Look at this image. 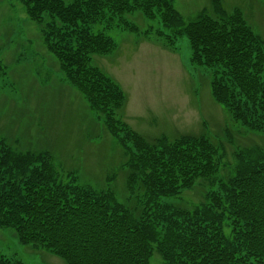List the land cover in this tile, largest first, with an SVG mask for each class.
Masks as SVG:
<instances>
[{"label":"trees","instance_id":"1","mask_svg":"<svg viewBox=\"0 0 264 264\" xmlns=\"http://www.w3.org/2000/svg\"><path fill=\"white\" fill-rule=\"evenodd\" d=\"M17 1L39 25L70 84L105 116L107 130L126 150L130 196L120 200L111 187L115 174L103 189L72 178L63 182L49 155L15 158L11 152L0 158V228H12L21 244L67 264H151L155 254L163 264H264V149L238 152L233 176L193 208L161 204L163 198H181L199 180L214 185L217 149L194 135L150 146L122 124L124 91L92 64L94 55H109L114 43L87 29L75 44L54 43L55 23L45 26L46 14L75 27L79 20L105 22L110 8L123 20L119 25H130L125 13L139 10L153 18L157 12L165 28L189 39L194 65L222 67L232 80L214 76L216 102L251 131L264 133V51L244 13L227 12L215 0L219 18L203 13L187 24L172 0H91L70 7L63 0ZM0 264L25 263L0 253Z\"/></svg>","mask_w":264,"mask_h":264},{"label":"rangeland","instance_id":"2","mask_svg":"<svg viewBox=\"0 0 264 264\" xmlns=\"http://www.w3.org/2000/svg\"><path fill=\"white\" fill-rule=\"evenodd\" d=\"M63 1L70 7L91 0ZM218 1L227 12L239 8L244 13L264 51V0ZM172 2L187 24L203 13L219 18L215 0ZM124 16L130 25H119L123 20L110 8L105 22L94 25L79 20L74 27L50 20L46 14L45 26L55 23L59 40L54 43L75 44L83 29L101 33L114 43L109 55H94L92 64L124 91L122 124L150 146L194 135L205 137L217 149L214 185L199 180L181 198L161 199V204L193 208L218 190L219 182L227 183L233 176L238 152L264 149V133L251 131L234 119L228 107L216 102L211 86L214 76L225 77L229 84L232 80L222 67L194 65L189 39L165 28L159 13L150 18L137 10ZM105 122V116L70 84L25 7L17 0H0V158L11 152L15 158L18 153L39 157L42 152L49 155L63 182L72 178L98 189L106 188L107 178L115 174L111 187L122 200L130 196L126 190L128 155ZM127 144L133 146V142ZM0 253L25 264H67L43 248L21 244L12 228H0ZM151 264H163L158 254Z\"/></svg>","mask_w":264,"mask_h":264}]
</instances>
